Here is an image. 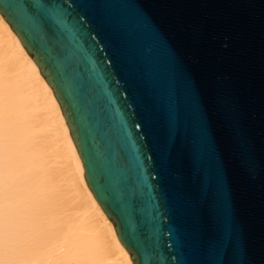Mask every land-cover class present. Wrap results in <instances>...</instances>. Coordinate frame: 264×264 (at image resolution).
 Masks as SVG:
<instances>
[{
	"label": "water",
	"instance_id": "1",
	"mask_svg": "<svg viewBox=\"0 0 264 264\" xmlns=\"http://www.w3.org/2000/svg\"><path fill=\"white\" fill-rule=\"evenodd\" d=\"M132 264H264V0H0Z\"/></svg>",
	"mask_w": 264,
	"mask_h": 264
},
{
	"label": "bare ground",
	"instance_id": "2",
	"mask_svg": "<svg viewBox=\"0 0 264 264\" xmlns=\"http://www.w3.org/2000/svg\"><path fill=\"white\" fill-rule=\"evenodd\" d=\"M61 107L0 14V264H132Z\"/></svg>",
	"mask_w": 264,
	"mask_h": 264
}]
</instances>
